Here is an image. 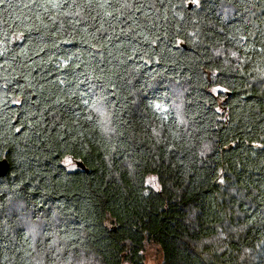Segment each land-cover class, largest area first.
Returning a JSON list of instances; mask_svg holds the SVG:
<instances>
[{"label": "trees", "instance_id": "16d2710c", "mask_svg": "<svg viewBox=\"0 0 264 264\" xmlns=\"http://www.w3.org/2000/svg\"><path fill=\"white\" fill-rule=\"evenodd\" d=\"M140 2L0 0V264H264V0Z\"/></svg>", "mask_w": 264, "mask_h": 264}, {"label": "rangeland", "instance_id": "374dc122", "mask_svg": "<svg viewBox=\"0 0 264 264\" xmlns=\"http://www.w3.org/2000/svg\"><path fill=\"white\" fill-rule=\"evenodd\" d=\"M177 96H178V92H177ZM179 98V97H178ZM182 99L180 98L179 101L177 100V97L175 99V105L179 106L181 105ZM64 164L67 166V168L69 169H74L77 168L78 164L72 159V158H66L64 159ZM149 186H152L154 189H159L160 188V183L157 179L156 176L152 175L149 177L148 182ZM19 210L22 212V220L23 222L26 224V226L30 229V232L36 237L38 238L40 233H41V229H42V225L41 223L39 224L38 222L35 221L34 216L32 211L25 209V206H19L18 207ZM144 258H145V264H164V256L162 253L161 248L153 243L152 241H148L145 243L144 246ZM252 254L251 252L248 253L247 258L251 261ZM98 264L97 260L94 256H88L86 258H83L82 261L78 262L77 264ZM45 264V263H43ZM55 264H65V263H55ZM128 264V263H126ZM247 264H259V261H254L253 263L249 262Z\"/></svg>", "mask_w": 264, "mask_h": 264}, {"label": "snow or ice", "instance_id": "6c2138e0", "mask_svg": "<svg viewBox=\"0 0 264 264\" xmlns=\"http://www.w3.org/2000/svg\"><path fill=\"white\" fill-rule=\"evenodd\" d=\"M161 3H163V0H161ZM189 3L194 4L197 7L200 6V0H179V3L174 5L173 8L184 9L188 7ZM84 7L86 9H93L94 7L93 0H84ZM95 7H99L102 9L112 8V9H116L117 12L128 10V15L125 17V19H128L131 18L136 12H142L145 8L155 9L156 5L141 3L140 0H131V2H129V0H115V2H113V0H102V2L101 0H96ZM77 15H79V13H77ZM104 15L112 17L115 15V13L111 11H105ZM173 15L179 17V19L181 20L184 19V17L180 16L179 12L177 11H173ZM164 18L167 19L166 16ZM191 35L194 37L196 34L192 33ZM259 51L264 53V48L259 49ZM232 55L235 56V53H233ZM84 103L87 104V101L85 100ZM97 111H99V109H97ZM17 131H19V129H17ZM257 147L260 146L258 145Z\"/></svg>", "mask_w": 264, "mask_h": 264}, {"label": "water", "instance_id": "95a60500", "mask_svg": "<svg viewBox=\"0 0 264 264\" xmlns=\"http://www.w3.org/2000/svg\"><path fill=\"white\" fill-rule=\"evenodd\" d=\"M190 7H192V4H190ZM78 165H80L82 168H85L84 164L81 162H78ZM10 170V162L9 160L4 157L0 159V177L5 176Z\"/></svg>", "mask_w": 264, "mask_h": 264}]
</instances>
